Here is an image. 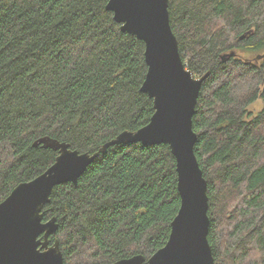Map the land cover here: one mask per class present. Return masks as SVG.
I'll list each match as a JSON object with an SVG mask.
<instances>
[{
    "label": "trees",
    "instance_id": "trees-1",
    "mask_svg": "<svg viewBox=\"0 0 264 264\" xmlns=\"http://www.w3.org/2000/svg\"><path fill=\"white\" fill-rule=\"evenodd\" d=\"M107 2L0 0V201L54 162L40 137L93 153L149 122L144 42ZM168 13L187 68L209 72L192 127L214 264H264V0H169ZM179 206L169 146L129 143L56 185L42 212L65 263L110 264L163 247Z\"/></svg>",
    "mask_w": 264,
    "mask_h": 264
},
{
    "label": "water",
    "instance_id": "water-1",
    "mask_svg": "<svg viewBox=\"0 0 264 264\" xmlns=\"http://www.w3.org/2000/svg\"><path fill=\"white\" fill-rule=\"evenodd\" d=\"M169 0H108L106 9L121 29L144 42L147 65L140 90L153 101L149 122L136 130H123L95 152H79L67 142L49 136L33 145L57 151L54 162L31 180L18 183L0 201V264H67L56 235L55 217L43 220V208L59 184H77L79 176L111 145L165 143L176 160L179 209L171 221L165 245L147 260L142 254L110 264H214L208 241L207 181L194 146L197 134L192 118L209 72L195 76L181 58L168 13ZM233 54V53H232Z\"/></svg>",
    "mask_w": 264,
    "mask_h": 264
},
{
    "label": "rangeland",
    "instance_id": "rangeland-1",
    "mask_svg": "<svg viewBox=\"0 0 264 264\" xmlns=\"http://www.w3.org/2000/svg\"><path fill=\"white\" fill-rule=\"evenodd\" d=\"M241 55H243L242 53H241ZM252 56H254V55H252ZM262 108V102H261V99H257V100H255L254 102H252L249 106H248V110L249 111H253V112H257V111H259L260 109Z\"/></svg>",
    "mask_w": 264,
    "mask_h": 264
},
{
    "label": "flooded vegetation",
    "instance_id": "flooded-vegetation-1",
    "mask_svg": "<svg viewBox=\"0 0 264 264\" xmlns=\"http://www.w3.org/2000/svg\"><path fill=\"white\" fill-rule=\"evenodd\" d=\"M264 56V51L262 52V53H259L258 55H257V57L255 58V60L256 59H261V57H263ZM261 102H262V104H263V101L261 100ZM50 242H53V241H50Z\"/></svg>",
    "mask_w": 264,
    "mask_h": 264
}]
</instances>
